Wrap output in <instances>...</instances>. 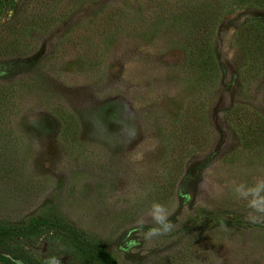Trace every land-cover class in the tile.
Returning a JSON list of instances; mask_svg holds the SVG:
<instances>
[{"label":"rangeland","instance_id":"rangeland-1","mask_svg":"<svg viewBox=\"0 0 264 264\" xmlns=\"http://www.w3.org/2000/svg\"><path fill=\"white\" fill-rule=\"evenodd\" d=\"M36 1L0 7V32L14 34L0 40V222L63 225L0 252L107 264L100 244L117 264H264V213L251 207L264 202V51L252 37L264 0ZM195 11L212 20L218 77L206 82L189 64ZM234 108L256 123L248 137ZM188 114L196 148L179 146L195 137L180 128Z\"/></svg>","mask_w":264,"mask_h":264},{"label":"trees","instance_id":"trees-1","mask_svg":"<svg viewBox=\"0 0 264 264\" xmlns=\"http://www.w3.org/2000/svg\"><path fill=\"white\" fill-rule=\"evenodd\" d=\"M13 0H0V7L1 4L5 3H11ZM35 7L41 6L39 0L36 1V4H34ZM21 9V5L16 9L14 8V11L18 13ZM200 11H195L192 13L195 17L200 15ZM194 30L196 28V35L193 38L194 40V52L195 54L191 55V58L189 60V64L192 65L194 78L198 81L206 82L210 81L212 79H216L218 77V65L216 58L213 54L212 46H210L208 42V31L211 26L212 20L210 18L202 19L199 16L198 19H194ZM198 24L199 27H196ZM11 26V25H10ZM8 26V27H10ZM1 28V25H0ZM255 30L252 31V37L254 38V42L256 43L257 47L263 48L264 51V28L263 27H256ZM15 30V27H14ZM259 30V31H257ZM14 31H11V33ZM12 38H14V34H6L0 32V40H6L10 41ZM261 48V50H262ZM241 110L238 108H234V114L233 116L236 117L237 123H239V127L244 134V136H247L246 133L248 131H252L255 128L256 123L252 121H247L248 119H252L251 117H248L245 115V112H240ZM193 115H187L185 117L184 122H182L180 128H185L186 124L192 129V133L196 132V123L192 122ZM185 124V125H184ZM194 134V133H193ZM195 136V134H194ZM248 137V136H247ZM181 147L186 146V144L191 143L193 148H196L201 145V139H199L198 134L192 139L190 138H182L181 140ZM49 225L52 224L54 226H60L63 225L62 220H49V219H41L37 220L36 222L24 226V225H8L4 222H0V243H4L5 239H9L12 236H18V234H23L29 231H32L33 229H36L37 226L41 225ZM3 241V242H2ZM96 253L98 254L100 259H103L107 264H117L113 258H111L109 252L103 248L102 245L96 244ZM6 253L10 255L6 256L5 254H2L0 252V262L3 264H17V262L14 261V259H19L23 257L20 253V251L15 250L14 248H6Z\"/></svg>","mask_w":264,"mask_h":264},{"label":"clouds","instance_id":"clouds-1","mask_svg":"<svg viewBox=\"0 0 264 264\" xmlns=\"http://www.w3.org/2000/svg\"><path fill=\"white\" fill-rule=\"evenodd\" d=\"M251 207H253L257 212L264 213V202L258 203L256 200H253L251 202ZM160 212L161 209L159 208V206H157L154 218L156 222L161 225L165 231H167L170 226L166 223V217L164 215H161Z\"/></svg>","mask_w":264,"mask_h":264}]
</instances>
